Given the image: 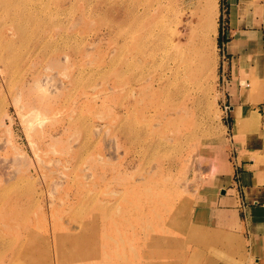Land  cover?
<instances>
[{
    "label": "rangeland",
    "instance_id": "374dc122",
    "mask_svg": "<svg viewBox=\"0 0 264 264\" xmlns=\"http://www.w3.org/2000/svg\"><path fill=\"white\" fill-rule=\"evenodd\" d=\"M225 8L0 0V264H243L197 214L231 134Z\"/></svg>",
    "mask_w": 264,
    "mask_h": 264
},
{
    "label": "crops",
    "instance_id": "0c3cea01",
    "mask_svg": "<svg viewBox=\"0 0 264 264\" xmlns=\"http://www.w3.org/2000/svg\"><path fill=\"white\" fill-rule=\"evenodd\" d=\"M223 7L222 106L231 134L221 154L213 151L215 192L205 193L197 214L231 237V263L264 264V0H223ZM256 118L258 131L249 127Z\"/></svg>",
    "mask_w": 264,
    "mask_h": 264
},
{
    "label": "built area",
    "instance_id": "2783aa9c",
    "mask_svg": "<svg viewBox=\"0 0 264 264\" xmlns=\"http://www.w3.org/2000/svg\"><path fill=\"white\" fill-rule=\"evenodd\" d=\"M226 78L225 75L221 77V83H222V90L224 91V84H225ZM224 93V92H223ZM229 111V107L227 105L223 106V112L226 114Z\"/></svg>",
    "mask_w": 264,
    "mask_h": 264
},
{
    "label": "bare ground",
    "instance_id": "6f19581e",
    "mask_svg": "<svg viewBox=\"0 0 264 264\" xmlns=\"http://www.w3.org/2000/svg\"><path fill=\"white\" fill-rule=\"evenodd\" d=\"M153 39V38H152ZM162 40V39H161ZM178 40V39H177ZM155 41V40H154ZM159 42V41H158ZM160 43V42H159ZM190 43V42H189ZM177 45V44H176ZM195 45V44H194ZM188 46V45H187ZM181 47V46H180ZM173 48V47H172ZM201 49V48H200ZM170 50H172V49H170ZM177 50V49H176ZM191 51H193V50H191ZM188 53V52H187ZM202 53V52H201ZM204 53V52H203ZM184 54V53H183ZM168 55V54H167ZM197 55V54H196ZM168 56H170V55H168ZM183 56V55H182ZM206 57V56H205ZM195 58V57H194ZM187 59H189V58H187ZM175 60H179V59H175ZM194 60V59H193ZM193 60H192V62H193ZM180 61V60H179ZM182 61V60H181ZM209 61V60H208ZM205 62V61H204ZM187 63V62H186ZM178 64V63H177ZM177 64H176V66H177ZM180 64V63H179ZM192 64H194V62L192 63ZM209 65V64H208ZM189 66V65H188ZM205 66V65H204ZM208 67V66H207ZM206 66H205V68H207ZM175 68V67H174ZM185 68H187L186 66H185ZM177 69V68H176ZM179 69V68H178ZM188 69V68H187ZM202 70H204V69H202ZM171 71H172V69H171ZM175 71V70H174ZM180 71V70H179ZM186 71H188V70H186ZM182 72V71H181ZM178 73V72H177ZM184 73H186V72H184ZM189 73V72H188ZM169 77V76H168ZM176 85V84H175ZM161 87V86H160ZM39 118H37L36 120H38Z\"/></svg>",
    "mask_w": 264,
    "mask_h": 264
},
{
    "label": "trees",
    "instance_id": "16d2710c",
    "mask_svg": "<svg viewBox=\"0 0 264 264\" xmlns=\"http://www.w3.org/2000/svg\"><path fill=\"white\" fill-rule=\"evenodd\" d=\"M220 36V35H219ZM219 40H221V43H222V39H221V36L219 37Z\"/></svg>",
    "mask_w": 264,
    "mask_h": 264
}]
</instances>
